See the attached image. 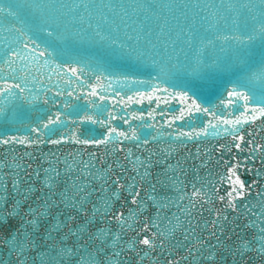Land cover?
<instances>
[{"label": "snow or ice", "instance_id": "1", "mask_svg": "<svg viewBox=\"0 0 264 264\" xmlns=\"http://www.w3.org/2000/svg\"><path fill=\"white\" fill-rule=\"evenodd\" d=\"M7 3V8L4 7L3 3H0V11L9 12L13 16H15L23 8L28 6L23 3L22 0H7ZM31 6L35 7L36 5L33 4ZM184 6L187 7V5ZM232 6L233 5H229V7ZM106 7L115 8L116 5L108 4L106 5ZM122 7L124 6L122 5ZM172 7H175V5L173 4ZM237 7H239V5H237ZM248 7L257 9V5L255 3H249ZM13 9H15V11H13ZM258 10L261 15V24L259 25V27L261 34L264 35V0H260ZM47 31H51V28L47 29ZM151 31L152 30L149 29L148 33L144 34L143 39L145 43L149 45V47H155V45L152 43L153 37L151 36ZM161 31H163V29H161ZM255 35V29H250L247 36L241 37L237 35V39L248 40ZM140 39L141 36L137 35V41H139ZM155 39L158 40L159 36H156ZM16 54V52H12L11 56L15 57ZM153 63H155V61H153ZM72 71H75V68H73ZM157 74L175 75L176 73L173 70V65L169 63L167 66H162L161 70L158 71ZM132 79H135V77H132ZM9 87L10 85L5 82V88H0V92H4L5 89ZM17 87H19V85H17ZM237 94L242 95L245 101H248L250 98H256V93L253 88H249L248 91H245L244 88H240L238 93L229 92V96H236ZM140 95H143V93H140ZM178 95H180L181 97H187L188 94L186 92H179ZM259 99L260 103L258 104H245V109L247 110L251 108L252 112L255 113V115L248 114L246 111L245 114H243L238 119L250 120L255 119L256 115L264 114V83L261 84V94ZM192 104H196L195 97L192 98ZM197 107L199 106L197 105ZM190 110L194 109L190 108ZM0 111H3V109H0ZM56 115L57 119H59L60 114L57 113ZM69 119H71V117ZM79 119L91 120L93 119V117L81 116L79 117ZM49 123H51V119L44 121L45 125ZM229 123H233V121H229ZM31 127H33L38 133L41 131V129L37 128L35 124H32ZM206 130L207 126L197 131ZM113 132H118L121 136L123 135L122 130L113 127L108 130L107 134L103 135L102 140L107 141L109 134ZM70 135L73 140L77 139V136L74 133H71ZM11 139L15 141L17 139V136H12ZM19 139L25 144L40 143L39 140L32 141L27 137H19ZM68 139L69 136L65 135H61L59 137V140ZM240 139H243V135H241ZM7 140V136H0V142H6ZM59 140L56 142H59ZM83 142L87 144H100L101 140H87ZM236 146L240 147L239 144H237ZM101 158L103 159V157ZM2 163L3 161H0V164ZM20 163L21 165L29 169L32 167L24 161H21ZM13 167H17L18 169L19 165H13ZM112 167L114 166L109 165L107 170L110 171ZM74 168L75 164H72L68 169H61V171L65 173L63 186H59L60 181L58 178L60 176V172L50 170L51 175H46L45 177H43L44 187L48 189L43 193V198L39 196L30 197L28 195L33 191L31 185L22 189V191L25 193L24 197L19 196L18 189L21 181L18 175L16 176V179L13 180V185L15 186L13 188V191L16 192L17 198L11 205L7 204V188H0V193L3 194V196L0 197V217H2L0 218V231L7 230L4 238L0 239V245H7L8 251L10 253H14L16 257H19L18 260L13 261V264H35L37 258H39L40 264H62L61 258L70 255H76L81 248L86 247V244L82 243H75L73 244V246H69L64 243V241L70 238H74L77 234L84 236L86 231H94L96 236L100 237L101 240L104 239L105 234L101 233L100 228L93 229L91 227V222L97 218L105 219V217L98 216L97 210L100 209L103 211H109L110 198H107L103 201L102 208L100 204H93L91 209L86 207V203L89 201V198L94 190L89 188L88 191H84V189L87 188L88 185L92 184V180L81 179V177L78 175H69V173H71ZM235 168L236 165L233 164L232 167L227 169L228 183L232 186L231 188H229V191L227 193V199L233 204V206H235L233 195L243 196L244 192L242 190L245 187L244 181H242L238 175H235ZM120 171L123 173V169H120ZM85 175H87V173H85ZM101 175H103V170L101 172ZM144 175L147 176L148 173L145 172ZM5 178H7V174H5ZM221 179H224V177L222 176ZM114 180L117 183V190L112 193V196L116 197L122 190V186L125 185L124 181L119 175L114 174ZM142 182L143 178L141 177V185H138L135 188L136 194L131 195V200L135 203L141 204L142 207H146V205L143 204V201H140L138 199L139 193L142 190ZM133 183H135V181ZM102 187L107 190L108 186L106 183H102ZM126 187L130 190L132 189V185H126ZM95 191H99V189H95ZM191 195L195 196L197 195V193H192ZM224 198V196L220 197V199L222 200ZM25 199H28L30 203V206L25 210L26 214L20 212V204ZM41 199L42 202L38 205L40 211H37V204L34 201H41ZM97 199L99 198L97 197ZM151 199L155 200L157 199V197L153 195ZM6 209H10V211H6ZM80 213H83L85 216V219L82 222L79 219ZM217 215H219V213H217ZM16 216H19L20 222L15 223L14 225L7 224V221L14 220ZM106 219H118L121 223L124 222V216L120 212H117L114 217H106ZM154 222L155 221L153 220V223ZM66 225L67 228L65 229ZM143 230L151 231L148 224H144V228L142 229V231ZM221 232H223V229H221ZM117 235H119V232H117ZM151 235L152 237H155L156 233H152ZM85 239L87 240V237H85ZM49 241H51V243H49ZM142 243L145 245H149L155 243V241L148 235H144ZM217 243L223 246V241H218ZM241 243L247 244V241H243ZM41 245H44V247H41ZM131 246V243H129L128 247ZM96 251L100 252L103 251V249L97 247ZM108 256L110 257L111 253H108ZM212 258L215 259V256L213 255ZM0 264H3V262H0ZM69 264H71V262H69ZM77 264H84L83 255L81 256V259L77 262Z\"/></svg>", "mask_w": 264, "mask_h": 264}]
</instances>
